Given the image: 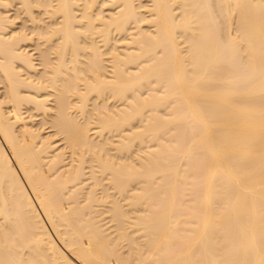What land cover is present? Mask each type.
Wrapping results in <instances>:
<instances>
[{
  "label": "bare ground",
  "instance_id": "6f19581e",
  "mask_svg": "<svg viewBox=\"0 0 264 264\" xmlns=\"http://www.w3.org/2000/svg\"><path fill=\"white\" fill-rule=\"evenodd\" d=\"M0 264H264V0H0Z\"/></svg>",
  "mask_w": 264,
  "mask_h": 264
},
{
  "label": "rangeland",
  "instance_id": "374dc122",
  "mask_svg": "<svg viewBox=\"0 0 264 264\" xmlns=\"http://www.w3.org/2000/svg\"><path fill=\"white\" fill-rule=\"evenodd\" d=\"M10 14H11V11H10ZM11 17H12V18L14 17V12H13V11H12V15H11ZM18 19L21 20V23H20V21H18V22L16 21V23H15V27H16L17 29H18V27H21V26L23 25V21H24V20H23L22 18H20V17L16 18L15 20H18ZM18 24H19V26H18ZM36 123H37V120H36ZM37 124H39L38 126H40V123H37ZM46 125H47V124H45V127L42 126V128L44 127V128H43V129H44L43 131H44V132L46 131L45 133H44V132L42 133V134H44V135H47V133H48V129H49V134L51 133V132H50V128H48V126H46ZM47 128H48V129H47ZM45 129H46V130H45Z\"/></svg>",
  "mask_w": 264,
  "mask_h": 264
}]
</instances>
